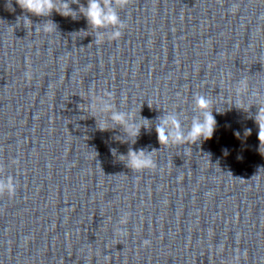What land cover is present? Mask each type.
Masks as SVG:
<instances>
[{
    "label": "clouds",
    "instance_id": "obj_1",
    "mask_svg": "<svg viewBox=\"0 0 264 264\" xmlns=\"http://www.w3.org/2000/svg\"><path fill=\"white\" fill-rule=\"evenodd\" d=\"M16 4L26 13L32 16L46 18L51 17L53 12L58 13L63 17H71L77 20L81 15L86 18L89 28L95 32L94 40L97 44L102 43L105 39L109 41H118L126 27L125 21L120 16V11L127 8L132 0H87L85 4L80 3V0H15ZM71 4L79 5L78 10H73ZM21 17L17 18V21ZM25 25L33 27V21L29 16H22ZM58 25L51 19H45L40 23L35 24V31L52 32L57 31ZM79 32H88L80 30ZM236 93L239 96L241 93L248 91V83L246 78L237 82ZM257 97L255 102L249 106L247 110L239 105L237 108L248 111L253 105L257 107V112L254 118L258 125V139L260 141V149L264 146V98H260L256 92L251 94ZM193 112L190 126L185 128L182 123L181 115L178 112H163V115L156 118L155 132L160 145H195L197 142L212 138L215 131L217 121L213 115V101L206 95L196 93L193 95ZM93 113H101L107 116V120L101 119L97 121L95 115L92 117L96 120V125L99 130H109L107 127L108 120L114 126L119 128L125 135L133 137L132 144L136 143L137 137L140 135L141 128H151L152 124L148 118L141 117V124L136 120L131 111H120L116 108L113 102V94L106 92L102 96H96L92 99L89 105ZM151 107V106H149ZM217 113H220L215 108ZM251 129L245 130V135H250ZM239 136V133H236ZM259 149V150H260ZM115 155L116 150L113 149ZM156 149L148 151L141 148L139 150L128 149L126 155H120V161L126 160V167L131 171H143L145 169H154L156 167L153 160V154ZM231 174V173H230ZM18 187V181L10 174H5V165L0 163V197L7 195L9 198L15 196ZM128 214L125 213L119 223L127 222ZM118 231H123L118 229ZM149 240H144L145 246L150 245Z\"/></svg>",
    "mask_w": 264,
    "mask_h": 264
}]
</instances>
